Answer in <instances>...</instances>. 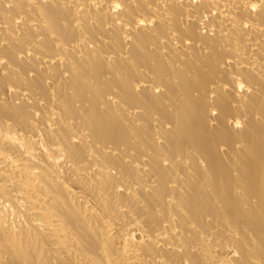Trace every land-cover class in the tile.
<instances>
[{"label":"bare ground","instance_id":"bare-ground-1","mask_svg":"<svg viewBox=\"0 0 264 264\" xmlns=\"http://www.w3.org/2000/svg\"><path fill=\"white\" fill-rule=\"evenodd\" d=\"M0 264H264V0H0Z\"/></svg>","mask_w":264,"mask_h":264}]
</instances>
